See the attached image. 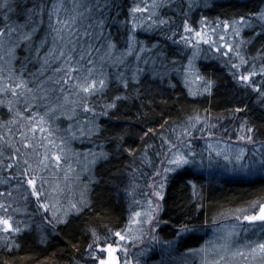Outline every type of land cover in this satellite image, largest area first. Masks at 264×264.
<instances>
[{
    "label": "snow or ice",
    "instance_id": "1",
    "mask_svg": "<svg viewBox=\"0 0 264 264\" xmlns=\"http://www.w3.org/2000/svg\"><path fill=\"white\" fill-rule=\"evenodd\" d=\"M112 2L114 3V0ZM196 2L197 0H190L189 8ZM30 4L31 6L22 7L21 0H0V21H2V26H0V97H11L7 101L10 110L13 109L14 104L23 108V112H15L13 119L0 126L7 129V135L0 133V168L15 174L12 176V181L18 189H24L29 192V196H34L37 204L45 209V213L51 209V217L48 218L46 215L45 218L47 224L55 228L58 224L70 223L68 219L70 213L80 212L88 205L82 196L76 203H69L67 207L62 206L58 200L61 192L59 185L53 184L44 175L45 173L48 176L55 174L57 169L67 163L70 155H75L67 148L64 139L58 142L54 139L50 122L57 113L66 115L71 120L79 108L84 113L93 114L92 121H89L91 127L88 128L87 135L91 136L100 132L99 125L95 123L96 117L107 115L108 109L117 108V102L123 103L130 98L115 95L109 99V102L102 105L90 102L105 97L107 91L112 90L113 78L105 69L124 64L126 57L134 52L139 61L141 59L139 53L150 50L143 47L137 49L135 36L129 35L127 48L119 56L114 55L117 45L113 43L110 34L104 35L106 21L103 13L105 9L110 8L108 0H30ZM168 5L169 0H152L150 5L143 8L134 7L132 13H147L149 28L160 25L170 26L172 22L160 18L159 15V10ZM13 14L17 15V19L12 18ZM153 16L156 18L153 19ZM124 23L127 24V21ZM143 23V20L138 21L134 17L131 21L132 31L142 26ZM201 23L202 27L197 30L189 26L186 19L181 18V26L186 35H180L179 43L187 46L192 53L191 57H185L188 60L187 67L181 66L177 69L175 65L180 62L170 60L160 50L156 53L159 64L156 60L152 61L153 74L161 78L166 77L169 71L168 65H172L171 70L185 74L187 79V76L194 71V61L201 52V43L208 44L212 48L213 45L224 41L223 47H214L212 50L221 54L222 57H231L237 61L230 65L233 77L238 83L256 92L260 102L264 103V49L261 50L260 62H257L254 57L250 60L242 52L245 41L227 42L224 36H219L216 40L213 38L218 35L216 29H211V34H208L204 31L207 25L203 21ZM220 23L224 29L231 28L234 36H240L245 28L254 30L255 27H259L260 35H264V9L249 14L247 17L241 15L231 24L227 21ZM176 34L173 33V36ZM21 48L25 51L22 58L17 55V51ZM148 62L144 60L145 64ZM29 66H32L34 71H29ZM142 73L143 69L137 66L130 78L139 83ZM115 79L119 83L114 91L129 89V78H126L123 73H118ZM203 83V91L210 92L214 82L206 79ZM0 103H3V100H0ZM97 107L101 108L99 113L96 112ZM24 112L27 115H24ZM11 125L15 126V130ZM197 125L200 127L197 128ZM85 127H88V124ZM214 128L215 125L208 124L207 116L204 117L203 122L199 115L189 116L184 124L180 125L175 141H166L168 154L161 163H166L168 166L155 175L163 180L166 174L174 168L195 164L197 156L203 154L193 151V132L207 131L209 136H212ZM79 131L81 135H85L83 128ZM172 131L175 132L176 129ZM239 131L243 134L237 139H246L250 143L255 142L254 137L257 135V130L249 127L247 121L241 123ZM17 133L18 139H16ZM69 135L75 136V133L69 132ZM225 147L228 145L226 144ZM40 149L43 151H39ZM5 152L8 153L7 156L4 155ZM211 154L209 151V156ZM216 154L221 153L217 151ZM89 155L93 154L89 153ZM96 155L103 157L105 154L101 152ZM228 158L225 155V159ZM242 158V155L236 157L238 160ZM94 160L95 156L92 162ZM257 163L264 168V154ZM68 171H71L70 165ZM157 186L162 190L164 184L160 182ZM156 195L160 196V193L157 192ZM0 198L12 200V192L6 194L0 192ZM44 201H49V203H44ZM149 205L150 211L145 213L146 222L138 219L141 216L140 212H135L132 224L150 225L153 223L152 211H157L159 205L151 208V201ZM11 208L9 204L0 203V212L4 213L0 215V226H3L4 233H20L23 230L21 224L24 228H27L28 224L14 222L10 214ZM220 215L223 218L233 219L235 223L217 229V231H223V235L219 237L223 243L215 246L217 258L209 260L206 248L190 249L189 252L201 254L202 264H264V197L251 202L245 208L229 210ZM237 228L256 236L257 239L247 240L244 245L233 250V238L239 235ZM192 230L187 225L182 226L176 238L172 241H165V244L169 248L174 247L182 239L183 233ZM135 232L142 233L143 227L135 230L128 227L127 235L116 231L110 236L103 237L93 231V242L89 245V253L92 255L98 252V254L94 256L92 264H131L128 259V249L122 245L128 240L135 243V240L142 239L140 235H136L134 239ZM112 237L118 238L119 243L109 242ZM157 239L155 235L152 236V240ZM0 240L7 244L8 236H0ZM101 244L104 246L101 247ZM118 252L124 253L123 258L117 255Z\"/></svg>",
    "mask_w": 264,
    "mask_h": 264
},
{
    "label": "trees",
    "instance_id": "2",
    "mask_svg": "<svg viewBox=\"0 0 264 264\" xmlns=\"http://www.w3.org/2000/svg\"><path fill=\"white\" fill-rule=\"evenodd\" d=\"M21 4L22 7L31 6L30 0H23ZM262 4L261 0H219L206 8L205 15L211 19H238L241 15L247 17L258 12ZM14 19H17L16 14ZM106 20L108 32H113L118 25L112 24L110 17H106ZM119 30L125 33V30ZM253 37L250 39L249 51L260 62L264 35L259 32ZM117 39L118 42L122 41L120 36ZM17 55L22 58L25 55L24 49H19ZM199 68L205 79L214 82L210 92L199 96L191 95L184 84L169 71L166 77H159L153 83L145 86L132 84L128 90L116 92L114 89L118 82L115 75L110 73L113 78L112 90L107 91L105 97L90 102L102 105L117 94L130 98L123 103L117 102L116 109H108L107 115L98 117L97 125L101 131L95 135H87L88 128L85 127V116L82 114L76 119L84 125L78 127L77 120L73 126L77 128L76 133L72 127L69 129L68 118L58 119L64 136L56 135L54 138L64 139L79 154L82 165H87L93 174L88 206L70 214V223H61L55 228L47 224L46 218L39 223L44 213L38 210L30 212L31 229L18 234L13 244H0V264H79L93 240V231L103 237L123 227L127 219L130 177L143 169L146 146H151L154 137L157 138L159 132L171 123L193 114L236 115L248 120L257 130L258 138L264 141V103L260 102L257 93L252 94L247 87H242L232 72L220 62L200 59ZM28 70L34 71V68L29 66ZM10 99V96L0 97L3 100L0 103V126L13 119L15 112H23V108L15 104L10 110L7 103ZM24 115L27 113L24 112ZM11 127L15 130L14 125ZM82 128L85 135L80 134ZM69 132L75 133V136H70ZM0 133L7 135V129L0 127ZM101 152L105 154L103 157L96 155ZM13 175L9 170L0 168V177L12 179ZM261 197H264V176H227L213 180L187 167L175 172L168 180L162 234L166 239H173L184 225L195 229L213 224L217 218H223L220 213L244 208ZM38 234L42 235L37 237ZM195 234L193 232L182 237L181 244H197L199 239Z\"/></svg>",
    "mask_w": 264,
    "mask_h": 264
},
{
    "label": "rangeland",
    "instance_id": "3",
    "mask_svg": "<svg viewBox=\"0 0 264 264\" xmlns=\"http://www.w3.org/2000/svg\"><path fill=\"white\" fill-rule=\"evenodd\" d=\"M216 1L219 0H197V2L193 4L191 8H189L188 4L190 0H169V5L165 8L160 9L159 15L160 18L171 21L172 25H160L159 27L149 28L147 22L148 14H133L132 9L137 6L143 8L147 5H150L152 3V0H114V3L112 2V0H108L110 8L105 9L103 13L106 21V26V17H110L111 23L114 25H118V27L115 28L113 32H111L110 30L108 32L107 27L105 26L104 35L108 36L110 34L113 43L117 45V49L114 55L119 56L120 53L127 48L129 35L135 36L137 41V49L143 47L146 50L150 51L139 53L141 57L139 61L136 59V53L134 52L132 55L126 57L124 64H121L119 66L107 67L105 70L108 72V74L113 73L115 77L118 73H123L126 78H129V86L132 84L145 86L147 85V83H153V80L156 81L159 78L153 74L151 69L153 66V60H156L157 64H159L160 62L156 55V53L160 50H162L170 60L180 62L179 64L175 65L177 69H179L181 66L187 67L188 60L185 57H191L192 53L190 50H188L187 46L179 43L180 35H186V33L183 32L181 26L182 17L187 20L189 26L195 27L197 30L202 27L201 22L203 21L204 24L207 25L206 27H204V31L208 34H211V29H216L218 35L213 37L216 40H218L219 36H224L225 41L227 42L235 41L236 43H239L241 40L245 41L246 43L242 46L243 54L250 60L253 57L256 58V60H259L257 56H255V54L250 53L249 44L251 43V37L258 34L260 32V28L255 27L254 30L251 28H245L241 31L240 36H234L232 33V29H224L223 25L220 22L227 21L229 24H231L235 19H211L210 17H207L205 15L206 8H208ZM261 1L263 2V4L259 11L264 9V0ZM111 7L113 8L111 9ZM134 17L138 21L143 20L144 23L142 26L136 27L135 30L132 31L131 21ZM12 18L14 19V14ZM155 18L156 17L153 16V19ZM125 21H127V24L124 23ZM0 26H2V21H0ZM119 29L125 30V33L121 32ZM173 33L177 34L173 36ZM118 36H120V38L122 39L121 42H118ZM223 43L224 41H221L219 44L213 45L212 48L223 47ZM200 47L201 52L194 61V71L192 74L187 76V79L185 77V74L179 71L171 70L173 66L168 65L169 72H171L172 75H175L184 84L191 95H193L192 93H197L193 96H199L206 93L203 91V82L206 79L200 73V59L215 60L217 62H220L228 70H230L232 74L233 70L231 69L230 65L237 63V61L231 59V57L225 58L222 57L221 54L215 53L208 44L201 43ZM144 60H148V64H145ZM137 66L143 69V73L139 77V83H137L136 80H132L130 78L132 72L136 69ZM149 72L151 73L149 74ZM197 77H199V79H197ZM241 85L242 87H246L244 84ZM248 89L253 94L254 91L251 88ZM100 111L101 108L97 107L96 112L99 113ZM80 114H82V116H85L84 120L85 124H88L87 128L91 127L89 121H92V113H84L81 109L78 108L75 116H73L71 120H69L68 116L60 115L59 113H57L56 117H54L50 122L53 137H55L56 135L64 136L63 132L60 130L59 123L57 121L58 119L68 118L70 122L69 125H71V127L73 128L74 124L78 120L76 118ZM195 115H199L201 117V122H203L204 117L207 116L208 124L215 125L212 136H209L207 131L193 132V151L203 154L197 156V161L195 164H186L178 168H174L173 171H170L166 174V178L163 180L155 175V173L162 172L163 168L168 166L166 163H161V161L165 160L168 154L166 141H175V137L179 134L180 131V125L184 124L186 119L189 117L188 116L187 118L182 119L179 122L171 123L166 127V129L159 132L157 138L154 137L153 144L151 143V146L147 145L146 150H144L143 152V169H141L140 172L137 173L138 175H131L132 178L130 177L131 182L129 183V187L127 190V219L123 227L118 231H121L123 234L127 235L128 227H131L133 230L137 229L138 227H143L142 233H134V239L136 235L142 236V239L135 240V243H133L131 240H128L123 242L122 245L123 247H126L128 249V259L131 261V264H202L201 254H192L189 252V250H199L201 248H206L208 249L209 260L217 258L215 255V246L223 243V241L219 239V237L223 235V231H217V229H222L225 225H231L232 223H235V221L230 218H217V220H214L213 224L199 226L195 229L189 226V228L193 230L183 233L182 237H186L187 235L195 232L197 239H199L198 243L194 244L193 246H185L182 245L179 241L174 247L169 248L165 244V241H172L176 237L173 239H166L162 234L164 231V197L168 180L175 172L184 170L189 167L193 171H198L200 174L213 180H217L219 178L227 176H235L241 178L264 176V168H262L261 165L257 163V161L261 159V155L264 154V141L260 140L257 135L254 137V143H250L246 139H237L239 135L243 134L239 131L241 123L244 121L248 122V120H244L243 118L241 119L236 115ZM99 116H97L95 119L96 124H98ZM78 123V127L84 125L81 123V120H78ZM248 126L253 127L250 122H248ZM199 127L200 125H197V128ZM173 129H176V131L173 132ZM75 130H77V128L74 129V132ZM37 135L39 136V133ZM55 140L57 142L59 141L57 139ZM226 144L228 145V147H225ZM67 148L70 149V152L74 153L75 155H70V157L67 158V163L63 164L60 169H57L55 171V174L51 176H48L47 173L44 174L50 182L59 185L61 192L58 196V200L64 207H67L69 203H76L81 199L82 196L86 201H88L89 190L92 188L94 182V177L90 168L87 165H82V163L79 161V154H77L74 149L70 148V146L68 145ZM241 150L243 151L241 152ZM39 151H43V149H40ZM209 151H211L212 153L211 156H209ZM217 151L221 154L217 155ZM225 155H227L229 158L225 159ZM237 155H242L243 158L238 160L236 159ZM69 165L71 167V171H68ZM65 175L67 176L66 179ZM160 182L164 184L162 190L157 186ZM0 192H3L5 194L8 192H12V200L0 198V203L9 204L12 206V208L10 209V214L13 221L26 222L28 224L27 228H24L23 224H21L23 230L20 233L24 232L27 229H31V223L29 220L30 212H35L34 210H38L40 213L42 212L45 214L41 215V222L39 223H42V220L45 219L46 215L48 218L51 217V209H48L47 213H45L42 207L37 204L36 198L34 196H29L28 191L24 189H18V186L14 181H12L11 178L7 179L0 177ZM157 192L160 193V196L156 195ZM160 197L163 198L161 199ZM149 201H151V208H156V205H159V209L157 211H152V216L154 217L153 223L150 225L132 224L131 221L134 218L135 212H140L141 216L138 219L146 222L147 217L145 213L150 211ZM44 203H49V201H44ZM38 211L36 212V214L38 213ZM72 213L76 212H71L70 214ZM0 215H4V213L0 212ZM35 218L36 217L33 218V221L36 220ZM180 229L181 228H179V230ZM177 230L178 229H176V231ZM111 232L114 233L116 231ZM111 232L106 235L110 236L112 234ZM237 232L239 233V235L234 237L232 241L233 250L244 245L247 240L257 239L256 236L244 232L241 228H237ZM20 233H4L3 226H0V236L7 235V243L9 244H13L14 239ZM41 235L42 234H38L37 237H40ZM153 235H155L158 239L155 241L152 240ZM109 242L119 243L118 238L115 237H112ZM3 243H5V241L0 240V244ZM103 246L104 245L101 244V247ZM97 254L98 252L90 255L88 246L87 252L83 257V260H81L79 264H92L94 256ZM117 254L121 258H123V252H118Z\"/></svg>",
    "mask_w": 264,
    "mask_h": 264
},
{
    "label": "water",
    "instance_id": "4",
    "mask_svg": "<svg viewBox=\"0 0 264 264\" xmlns=\"http://www.w3.org/2000/svg\"><path fill=\"white\" fill-rule=\"evenodd\" d=\"M118 255V254H117Z\"/></svg>",
    "mask_w": 264,
    "mask_h": 264
}]
</instances>
